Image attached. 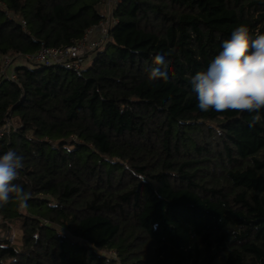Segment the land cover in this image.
<instances>
[{"label":"trees","instance_id":"16d2710c","mask_svg":"<svg viewBox=\"0 0 264 264\" xmlns=\"http://www.w3.org/2000/svg\"><path fill=\"white\" fill-rule=\"evenodd\" d=\"M104 0H0V61L67 47ZM79 72L0 75V155L23 156L24 206L0 207V264H264V109L198 108L191 77L264 0H121ZM163 55L168 79H149ZM20 232V246L7 235Z\"/></svg>","mask_w":264,"mask_h":264},{"label":"clouds","instance_id":"9594fccd","mask_svg":"<svg viewBox=\"0 0 264 264\" xmlns=\"http://www.w3.org/2000/svg\"><path fill=\"white\" fill-rule=\"evenodd\" d=\"M222 50L204 71L191 77L198 108L202 112L238 111L255 113L252 125L260 122L264 109V34L250 35L241 24L222 42ZM156 67L149 71V79H168V64L163 55L154 58ZM24 167L23 156L9 149L0 155V207L10 200H19L24 206L30 194L14 183Z\"/></svg>","mask_w":264,"mask_h":264},{"label":"built area","instance_id":"2783aa9c","mask_svg":"<svg viewBox=\"0 0 264 264\" xmlns=\"http://www.w3.org/2000/svg\"><path fill=\"white\" fill-rule=\"evenodd\" d=\"M121 0H104L103 4L108 6L109 15L106 16L98 25L87 29L82 38L70 46L60 48H47L40 45V48L33 55L29 56H3L0 61V75L14 80V62L21 60V65L32 64L44 68H61L67 71L79 72L86 64V58L99 50L107 39L110 26L115 24L111 11ZM11 69V70H10ZM17 126V124H16ZM12 126L7 122L1 129L9 130ZM15 127V126H13ZM7 240L14 244V235L7 236Z\"/></svg>","mask_w":264,"mask_h":264},{"label":"rangeland","instance_id":"374dc122","mask_svg":"<svg viewBox=\"0 0 264 264\" xmlns=\"http://www.w3.org/2000/svg\"><path fill=\"white\" fill-rule=\"evenodd\" d=\"M108 9V6L106 5V4H103V6H102V13L104 14V15H106V16H108L109 15V10H107ZM112 12V11H111ZM15 63H21V60H18V61H16ZM11 70V69H10ZM16 124H17V120L16 119H13L11 122H10V125L11 126H16ZM9 235H14V245H16V246H20V232L19 231H17L16 229H12V231L7 235V236H9Z\"/></svg>","mask_w":264,"mask_h":264}]
</instances>
